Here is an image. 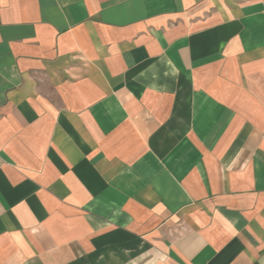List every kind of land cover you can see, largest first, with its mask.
Listing matches in <instances>:
<instances>
[{"label":"crops","instance_id":"obj_1","mask_svg":"<svg viewBox=\"0 0 264 264\" xmlns=\"http://www.w3.org/2000/svg\"><path fill=\"white\" fill-rule=\"evenodd\" d=\"M0 264H264V0H0Z\"/></svg>","mask_w":264,"mask_h":264}]
</instances>
